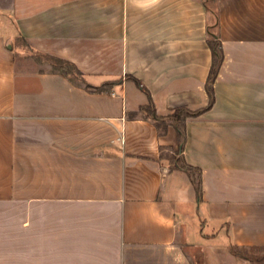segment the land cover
Returning a JSON list of instances; mask_svg holds the SVG:
<instances>
[{
	"label": "crops",
	"instance_id": "crops-1",
	"mask_svg": "<svg viewBox=\"0 0 264 264\" xmlns=\"http://www.w3.org/2000/svg\"><path fill=\"white\" fill-rule=\"evenodd\" d=\"M260 262L264 0H0V264Z\"/></svg>",
	"mask_w": 264,
	"mask_h": 264
},
{
	"label": "trees",
	"instance_id": "trees-1",
	"mask_svg": "<svg viewBox=\"0 0 264 264\" xmlns=\"http://www.w3.org/2000/svg\"><path fill=\"white\" fill-rule=\"evenodd\" d=\"M208 46L212 52V67L210 70V74L208 77V82H207V92L208 95L210 96V104L207 108V110L209 108L212 107L213 105V92H214V84L217 80V77L219 75L221 66L223 64L224 61V52L222 49V44L220 43L217 34L215 33H210V37L208 40ZM72 71V74L75 75L76 77H82V75L75 69ZM138 84H140L138 82ZM147 95H149V93L147 92ZM144 111H148L153 117L156 118L155 114H153V105L150 101V104L146 107H144ZM202 111H198V112H193L187 108H180L177 109L175 111H173V114L170 116V118L174 121V124L176 125L177 131H178V137H179V145L180 147L183 149V145H184V141L186 138L185 135V122L187 119L189 118H195L198 117L199 115H201ZM179 166V164L177 165V167ZM179 168H181L182 170L186 171V173L190 176V178L192 179V183L195 185L196 187V191L198 192V194L200 195L201 193V183H200V176L199 179L197 180L196 184L193 180V178L191 177V173L196 172V170H194L193 168L186 166L184 163L182 166H179Z\"/></svg>",
	"mask_w": 264,
	"mask_h": 264
},
{
	"label": "rangeland",
	"instance_id": "rangeland-1",
	"mask_svg": "<svg viewBox=\"0 0 264 264\" xmlns=\"http://www.w3.org/2000/svg\"><path fill=\"white\" fill-rule=\"evenodd\" d=\"M175 161L176 162H178L179 163V166H182V160L180 159V158H174L171 162H172V165H173V163H175ZM191 175V177L193 178V180H194V182H195V184H196V182H197V180L199 179V174L197 173V172H193V173H191L190 174ZM195 186V185H194ZM233 252V251H232ZM241 254L242 255V253L241 252H239V251H234V254ZM259 264H263V263H259Z\"/></svg>",
	"mask_w": 264,
	"mask_h": 264
}]
</instances>
